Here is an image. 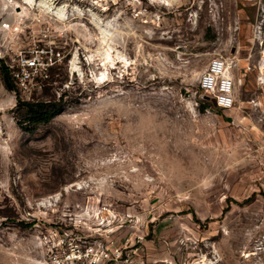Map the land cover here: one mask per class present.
<instances>
[{
	"label": "rangeland",
	"instance_id": "rangeland-1",
	"mask_svg": "<svg viewBox=\"0 0 264 264\" xmlns=\"http://www.w3.org/2000/svg\"><path fill=\"white\" fill-rule=\"evenodd\" d=\"M41 1L0 0V264H264V0ZM43 48L65 59L9 90ZM217 56L230 109L200 84Z\"/></svg>",
	"mask_w": 264,
	"mask_h": 264
},
{
	"label": "built area",
	"instance_id": "built-area-1",
	"mask_svg": "<svg viewBox=\"0 0 264 264\" xmlns=\"http://www.w3.org/2000/svg\"><path fill=\"white\" fill-rule=\"evenodd\" d=\"M44 55L39 53H19L11 61L5 64L8 67L17 90L21 96L31 97L37 90L43 87V82L50 76V70L60 65L65 59V54L55 51L53 48L44 49ZM233 59L217 56L203 72L200 80L205 95L216 99L219 107L230 109L235 104L236 79L232 73ZM78 245L72 244L70 251L63 257L54 254L51 264H64V257L71 263H75L81 255Z\"/></svg>",
	"mask_w": 264,
	"mask_h": 264
},
{
	"label": "trees",
	"instance_id": "trees-1",
	"mask_svg": "<svg viewBox=\"0 0 264 264\" xmlns=\"http://www.w3.org/2000/svg\"><path fill=\"white\" fill-rule=\"evenodd\" d=\"M1 74L3 76L4 79V83L6 85V87L11 90V91H16V85L14 83L13 77L11 76V73L8 69V67L6 66L5 63H3L1 65ZM45 103L43 102H30V101H21L20 99H18V109H20L21 107H24L26 109H28V113L33 117L34 115L38 114V109L40 108H44L45 107ZM31 117V118H32ZM45 118V117H44ZM37 118H32V120H36ZM47 119V118H46ZM19 123L24 126V122L23 121H19Z\"/></svg>",
	"mask_w": 264,
	"mask_h": 264
},
{
	"label": "bare ground",
	"instance_id": "bare-ground-1",
	"mask_svg": "<svg viewBox=\"0 0 264 264\" xmlns=\"http://www.w3.org/2000/svg\"><path fill=\"white\" fill-rule=\"evenodd\" d=\"M31 3H33L32 2V0H29ZM39 4H41V5H44L45 7H48L49 8V10H51V11H54V12H56L60 17H65V15H66V13H65V9L64 8H61V9H57V10H53V8H51L50 7V4H47L45 1H41Z\"/></svg>",
	"mask_w": 264,
	"mask_h": 264
},
{
	"label": "water",
	"instance_id": "water-1",
	"mask_svg": "<svg viewBox=\"0 0 264 264\" xmlns=\"http://www.w3.org/2000/svg\"><path fill=\"white\" fill-rule=\"evenodd\" d=\"M208 98H212V99H213V101H214V103H215V105H218V104H217V101H216V99H215V98H213V97H211V96H208Z\"/></svg>",
	"mask_w": 264,
	"mask_h": 264
}]
</instances>
